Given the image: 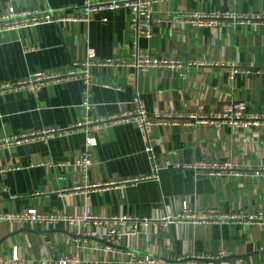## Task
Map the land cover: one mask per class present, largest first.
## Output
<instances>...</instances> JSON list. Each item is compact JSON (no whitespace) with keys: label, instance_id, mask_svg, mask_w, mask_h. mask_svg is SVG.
<instances>
[{"label":"crops","instance_id":"crops-1","mask_svg":"<svg viewBox=\"0 0 264 264\" xmlns=\"http://www.w3.org/2000/svg\"><path fill=\"white\" fill-rule=\"evenodd\" d=\"M85 1L0 0V16L10 6L21 11L58 9ZM153 9L158 14L219 12L253 17L264 13V0H162ZM131 17L129 8H119L94 14L90 24H44L0 33V84L40 71L66 72L74 61L85 59L90 48L101 59L130 58L135 41ZM154 33L151 40L140 39L142 51L159 56L176 54L197 64L182 71L94 68L92 108L87 112L81 106L84 85L80 80L53 83L36 93L0 91V140L47 128H70L88 117L122 114L133 109L137 93L151 115L223 110L232 101H245L248 112L261 110L264 24L194 29L163 22ZM234 70L238 72L232 77ZM152 121L153 155L147 152V139L134 122L93 132L98 143L91 147L83 132L0 144V213L36 209L74 216L87 211L105 219L148 220L136 228L125 224V235L118 242L99 238L96 234L101 229L94 225L90 227L92 235H87V226L64 221L34 227L3 221L0 258L8 260L17 254L21 264H55L61 255L76 252L89 264H147L146 256L157 259L158 264H236L238 260L262 264L264 232L260 226L194 223L189 219L169 225L160 222L167 215L181 213L185 203L196 213L213 209L228 215L240 209H259L264 197V182L256 175L264 164L262 128L217 129L200 122L164 125L154 116ZM86 151L94 164L83 177L78 161ZM200 161L250 169L241 176L210 177L188 168ZM156 174L158 179L152 177ZM146 176L152 178L88 194L71 192L85 183ZM222 252L228 255L208 258Z\"/></svg>","mask_w":264,"mask_h":264},{"label":"built area","instance_id":"built-area-1","mask_svg":"<svg viewBox=\"0 0 264 264\" xmlns=\"http://www.w3.org/2000/svg\"><path fill=\"white\" fill-rule=\"evenodd\" d=\"M162 0H108V1H92L86 0L82 5H74L71 7L48 8V9H28L17 10L14 6H10L3 15L0 16V33H8L13 30L31 28L44 24H65L84 22L90 24L93 15L103 11H112L119 8H129L131 10L130 28L135 34V41L130 58L115 57L101 59L98 57L94 49H88L85 59L74 61L66 72H50L40 71L31 74L25 79L13 82H4L0 84V91L6 90H26L36 93L43 87L58 83L60 81L80 80L84 85L83 102L81 106L87 112L92 108V92L91 88L94 84V68H120L133 67L138 72H149L152 69H166L169 71L184 70L193 67L197 63L187 61L179 55L173 54L169 56H159L151 54L148 51H142L139 45L141 38L151 40L154 38V29L163 22H174L177 25H190L194 29L204 27L219 28L230 23L245 24L252 22L253 24H264V13L253 17L247 14L235 13H197V12H173L166 11L158 14L154 11L153 5ZM106 20V19H105ZM238 70H234L232 77ZM264 74V69H263ZM106 86H110L107 85ZM119 89V87H117ZM132 110H127L122 114L112 115L106 118H86L84 121L73 125L70 128H47L38 131L25 132L20 135L8 137L0 140L3 143H21L28 142L33 138L48 139L56 135H67L72 132H83L86 134V144L88 147L95 146L98 139L93 136V132H99L109 126L118 123H137L142 133L147 139V152L153 155V144L151 141V127L153 124L152 116L157 119L158 124H181L185 122L191 124L194 122L205 123L217 129L227 126L231 127H261L264 141V103L259 112H248V105L245 101H232L223 110H213L202 113L188 114H172V113H156L151 115L146 109L141 99V94L137 93L132 100ZM94 164V160L90 152L86 151L78 161L83 177H87L90 167ZM188 168L202 171L210 177H220L223 175L241 176L250 167L241 168L232 163H219L214 161H200ZM256 175L264 182V164L256 170ZM158 179V175L152 176ZM151 176L134 177L124 179L122 181H108L85 183L75 186L71 189L75 192L88 194L91 191L103 190L108 187H119L124 184L135 183L142 180H148ZM189 219L194 223H226L235 226H260L264 232V197L262 206L256 211L240 209L228 215L219 214L216 210L207 209L201 213H196L184 204V209L177 215H167L160 222L169 225L176 220ZM6 221L12 225H22L34 227L36 224L55 225L61 221L67 222L72 226H87V235H92L91 226H97L101 230L96 234L101 239L118 242L125 235V229L122 227L127 223H131L136 228L140 222L146 223L147 219H133L131 217H113L105 219L96 215H92L87 211H83L77 215L69 216L64 213H41L36 209H28L22 212L0 213V222ZM109 229L107 228L108 225ZM103 229V231H102ZM135 233V232H134ZM261 252L264 255V242L261 246ZM228 254L225 252L217 256L208 257L209 259H221ZM193 259L196 257H192ZM17 254L11 259L5 260L0 258V263L4 264H21ZM144 262L147 264H158L159 261L151 256H146ZM48 261L46 264H50ZM55 264H89V262L81 261L78 253L64 254L56 259ZM94 264H100L95 262ZM106 264V263H102ZM236 264H245L242 260H238ZM262 264H264V259Z\"/></svg>","mask_w":264,"mask_h":264}]
</instances>
